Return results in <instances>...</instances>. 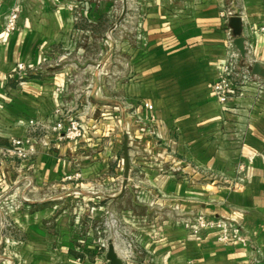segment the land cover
<instances>
[{"label": "crops", "instance_id": "obj_1", "mask_svg": "<svg viewBox=\"0 0 264 264\" xmlns=\"http://www.w3.org/2000/svg\"><path fill=\"white\" fill-rule=\"evenodd\" d=\"M126 1L110 41L122 0H0V264H103L99 240L124 264L125 242L137 264H264V78L236 82L226 111L211 91L230 52L264 69V0ZM222 13L241 20L245 60ZM58 107L81 139H56ZM29 136L35 156L5 153ZM196 215L247 245L195 240Z\"/></svg>", "mask_w": 264, "mask_h": 264}, {"label": "built area", "instance_id": "obj_2", "mask_svg": "<svg viewBox=\"0 0 264 264\" xmlns=\"http://www.w3.org/2000/svg\"><path fill=\"white\" fill-rule=\"evenodd\" d=\"M222 18L233 17L231 13L221 14ZM18 21V11L12 10L4 23V31L10 33L14 31ZM23 65H17L15 71L20 73L24 71ZM24 79V77H22ZM251 69L249 67H241L238 55L234 52L228 53L222 60L217 79L212 83L211 91L216 102L222 107L224 111L229 107L235 92V83L246 84L251 81ZM57 94L62 95L65 91L62 89L56 90ZM51 131L56 136L58 141H75L81 139L82 129L77 120L68 119L65 117L64 111L58 107L50 122ZM39 140L35 137H27L25 139H15L4 148L5 153L13 156L19 160H28L35 156ZM68 179H72L69 176ZM184 227L189 231L190 236L195 240H201L202 235L207 232L215 233L218 241L222 243H237L245 247L247 245L246 237L241 228L230 222L229 220H213L207 219L203 215H196L192 219L183 222ZM105 227L114 229L119 227L118 220L114 216H110L105 222ZM117 238V233H114ZM99 246L107 251L108 243L104 240L98 241ZM114 243V242H113ZM125 263L137 264L134 259V245L132 242L124 243ZM104 263L109 264L106 257V252L102 254Z\"/></svg>", "mask_w": 264, "mask_h": 264}, {"label": "water", "instance_id": "obj_3", "mask_svg": "<svg viewBox=\"0 0 264 264\" xmlns=\"http://www.w3.org/2000/svg\"><path fill=\"white\" fill-rule=\"evenodd\" d=\"M126 14H127V1L122 0L121 12H120L118 18L116 19V21L112 24V26L109 28V30L106 34V38L108 40H110V41L112 40V33L123 22ZM229 25H230V28H231L232 33H233L232 44L235 47L240 58L242 60H245L246 59V48H245L246 39L242 36V32H241L242 25H241L240 18H237V17L230 18ZM251 73L253 76L264 78V69L258 64H255L252 67ZM122 155H123V174H122L120 194H119L118 198L122 197V195L125 193L127 183L129 180V174H130L129 138L126 134L123 136ZM106 257L109 261V264H124L122 262V260L118 257V255L116 254L113 244L108 245Z\"/></svg>", "mask_w": 264, "mask_h": 264}, {"label": "rangeland", "instance_id": "obj_4", "mask_svg": "<svg viewBox=\"0 0 264 264\" xmlns=\"http://www.w3.org/2000/svg\"><path fill=\"white\" fill-rule=\"evenodd\" d=\"M109 219V218H108ZM108 219H107V221H108ZM106 229V228H105ZM111 230H113L112 228H111ZM112 238V237H111ZM114 240V237L112 238V240H111V242Z\"/></svg>", "mask_w": 264, "mask_h": 264}]
</instances>
